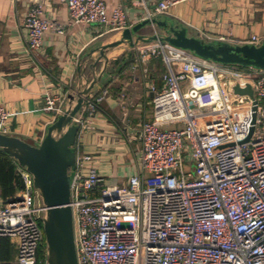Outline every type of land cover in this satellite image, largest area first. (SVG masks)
<instances>
[{"label":"built area","instance_id":"1","mask_svg":"<svg viewBox=\"0 0 264 264\" xmlns=\"http://www.w3.org/2000/svg\"><path fill=\"white\" fill-rule=\"evenodd\" d=\"M62 1L72 24L132 28L120 6L109 14L104 0ZM170 6L160 2L149 18ZM23 26L35 56L46 32L65 31L37 4ZM248 42L262 44L255 36ZM156 58L169 70L161 89L150 88L153 119L140 131L137 175L108 185L95 169L83 172L94 161L87 154L70 171L78 264H264V70L208 62L159 41L138 47L135 67L147 70ZM236 86H250L253 96L236 94ZM101 100L86 97L87 117L74 118L79 134L91 130ZM45 102L57 117L63 113L60 98L46 94ZM9 116L0 105V135L9 136ZM17 170L25 190L0 206V237L17 241V264H37L44 209L32 174Z\"/></svg>","mask_w":264,"mask_h":264},{"label":"crops","instance_id":"2","mask_svg":"<svg viewBox=\"0 0 264 264\" xmlns=\"http://www.w3.org/2000/svg\"><path fill=\"white\" fill-rule=\"evenodd\" d=\"M108 13L125 8L131 27L149 18L166 0H104ZM171 6L161 19L172 20L188 30L189 37L205 43L221 41L245 45L252 36L264 42V0H167ZM37 4L44 17L62 25L64 33L46 32L42 50L35 56L27 48L28 29L23 20ZM124 31V30H123ZM123 31L106 32L103 27L72 24L67 3L62 0H0V105L9 112V135L32 145L44 140L57 116L46 109L45 96L60 98L62 110L67 97L82 83L102 73L88 95L102 97L91 117V130L78 136V157H94L85 162L83 172L95 169L108 185H125L137 175L142 162V125L152 121L151 85L163 86L162 75L169 70L160 58L147 70L135 67L137 49L122 43L109 50L106 60L99 48L116 43ZM159 32L156 26L140 31L147 37ZM154 43V42H152ZM78 118L87 117L82 110ZM12 199V198H11ZM39 203V200H38ZM5 204L0 188V206ZM9 264H17V241H9Z\"/></svg>","mask_w":264,"mask_h":264},{"label":"water","instance_id":"3","mask_svg":"<svg viewBox=\"0 0 264 264\" xmlns=\"http://www.w3.org/2000/svg\"><path fill=\"white\" fill-rule=\"evenodd\" d=\"M148 26H156L159 32H155L151 37L139 34ZM154 41L192 52L208 62L264 70V42L260 45H233L221 41L205 43L196 37H189L188 30L183 26L159 16L148 18L131 29L124 30L120 40L101 46L99 51L101 58L106 60L109 50L122 43L134 48L138 42L148 44ZM101 76L102 73L95 75L91 81L82 83L68 95V105L50 125L41 144L32 145L12 135H0V150L11 155L33 176L34 188L44 209L42 225L45 234L46 264H78L73 212L70 206L73 178L70 171L76 166V144L80 133V127L74 123V118L82 110L86 97L98 84ZM234 91L239 95L253 96L250 86L246 89L236 86ZM253 115L255 123L256 115ZM252 131L253 128L250 134ZM249 139L250 137L245 142Z\"/></svg>","mask_w":264,"mask_h":264},{"label":"trees","instance_id":"4","mask_svg":"<svg viewBox=\"0 0 264 264\" xmlns=\"http://www.w3.org/2000/svg\"><path fill=\"white\" fill-rule=\"evenodd\" d=\"M240 68L246 69L243 67ZM17 169V161L11 155L0 150V188L5 204L8 203L11 198H15L19 192L25 190L23 177H21ZM9 241L10 239L7 237H0V264H9ZM39 250L37 264H46L45 243Z\"/></svg>","mask_w":264,"mask_h":264},{"label":"rangeland","instance_id":"5","mask_svg":"<svg viewBox=\"0 0 264 264\" xmlns=\"http://www.w3.org/2000/svg\"><path fill=\"white\" fill-rule=\"evenodd\" d=\"M151 106H152V110H154L153 100L151 101ZM38 200L41 201L39 197H38Z\"/></svg>","mask_w":264,"mask_h":264}]
</instances>
